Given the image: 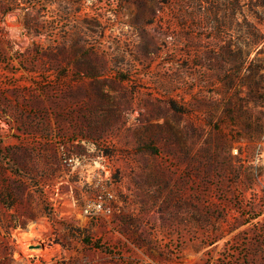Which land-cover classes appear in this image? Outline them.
Here are the masks:
<instances>
[{
    "label": "rangeland",
    "instance_id": "rangeland-1",
    "mask_svg": "<svg viewBox=\"0 0 264 264\" xmlns=\"http://www.w3.org/2000/svg\"><path fill=\"white\" fill-rule=\"evenodd\" d=\"M17 4L0 0V264H264V41L242 25L264 7Z\"/></svg>",
    "mask_w": 264,
    "mask_h": 264
},
{
    "label": "trees",
    "instance_id": "trees-1",
    "mask_svg": "<svg viewBox=\"0 0 264 264\" xmlns=\"http://www.w3.org/2000/svg\"><path fill=\"white\" fill-rule=\"evenodd\" d=\"M6 1L10 2V4L12 5V9H19V8L23 9V6H21V4H17V1H21L22 4H26V0H6ZM242 1L244 2V5L245 4L249 5L250 8H254L258 5H261L264 7V0H242ZM232 5L233 4L231 2L228 3V6H232ZM24 9H28V8H24ZM242 19H243L242 25L244 29L247 30L244 36L245 38L244 41H246L247 39H250V42L253 44L263 42L264 38L262 39L259 26L264 25V20L259 18L256 15V12L254 11H251L249 14L244 13L242 15ZM231 41L230 43H228V45L222 48V53L220 54L226 57L227 60H230L233 58V52L230 49ZM248 57H249V54H245L243 56V59H248ZM245 61L247 60H243L244 63ZM258 90H261L259 86H258ZM86 243H88V241Z\"/></svg>",
    "mask_w": 264,
    "mask_h": 264
},
{
    "label": "built area",
    "instance_id": "built-area-1",
    "mask_svg": "<svg viewBox=\"0 0 264 264\" xmlns=\"http://www.w3.org/2000/svg\"><path fill=\"white\" fill-rule=\"evenodd\" d=\"M61 160H62V162L66 163V164H73L77 161V159L74 158V156L66 155V154L63 155ZM106 211H107V213L110 212L109 209H107Z\"/></svg>",
    "mask_w": 264,
    "mask_h": 264
}]
</instances>
